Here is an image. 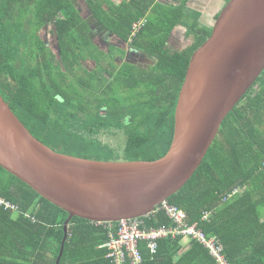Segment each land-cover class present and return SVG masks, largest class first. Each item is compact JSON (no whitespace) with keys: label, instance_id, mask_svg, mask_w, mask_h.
I'll use <instances>...</instances> for the list:
<instances>
[{"label":"trees","instance_id":"16d2710c","mask_svg":"<svg viewBox=\"0 0 264 264\" xmlns=\"http://www.w3.org/2000/svg\"><path fill=\"white\" fill-rule=\"evenodd\" d=\"M85 2L86 11L76 0H0V94L35 138L59 152L157 160L173 142L191 59L213 28L191 22L188 0ZM178 28L191 40L180 51L171 43ZM125 46L148 56V70L118 63L119 55H132ZM107 134L124 136L123 149L108 143ZM0 196L18 207L16 213L0 207V264H115L109 229L77 217L61 257L71 215L1 165ZM167 202L214 237L229 264H264V70L224 120L195 174ZM203 213L208 220L201 221ZM141 220L146 228L173 226L162 211ZM182 241L161 239L155 254L141 242L144 264H216L198 242L183 251Z\"/></svg>","mask_w":264,"mask_h":264},{"label":"water","instance_id":"95a60500","mask_svg":"<svg viewBox=\"0 0 264 264\" xmlns=\"http://www.w3.org/2000/svg\"><path fill=\"white\" fill-rule=\"evenodd\" d=\"M263 70L264 0H229L191 59L163 157L114 161L59 152L35 138L0 94V165L71 215L62 257L74 218L141 219L177 193Z\"/></svg>","mask_w":264,"mask_h":264},{"label":"built area","instance_id":"2783aa9c","mask_svg":"<svg viewBox=\"0 0 264 264\" xmlns=\"http://www.w3.org/2000/svg\"><path fill=\"white\" fill-rule=\"evenodd\" d=\"M242 188L238 186L232 193L223 197V202L230 200L234 194L240 192ZM0 207L10 212H18V207L11 204L0 196ZM159 211L164 212L173 222L171 227L146 228L141 219L121 220L119 222L98 223L109 229L110 241L107 247L110 250V258L115 264H144V257L139 249V244L146 243L148 250L155 254L158 250V241L161 239L184 238L188 242L196 241L204 246L215 260L216 264H229L223 252V248L217 245L214 237H207L199 228L198 222L189 223L187 213L167 201L160 204L153 214ZM26 216V214H25ZM209 213H203L201 221L208 220Z\"/></svg>","mask_w":264,"mask_h":264},{"label":"rangeland","instance_id":"374dc122","mask_svg":"<svg viewBox=\"0 0 264 264\" xmlns=\"http://www.w3.org/2000/svg\"><path fill=\"white\" fill-rule=\"evenodd\" d=\"M120 0H117V2H119ZM76 3L79 5V7L83 8L84 11H86V2L85 0H76ZM213 24H208L206 26H209V27H212L213 28ZM187 32L185 29H182V28H178L174 31L173 35H172V40H171V43H172V48L173 49H177V51H180L183 47H186L190 44L191 40L189 39H186L185 36H186ZM102 37L104 38H110V34H107L106 35H102ZM51 38V37H50ZM111 43V41H108ZM95 43L99 46V47H102L104 50H107L108 47L106 45V42L105 43H101V41H95ZM114 43L116 45H118V42H116V40H114ZM122 46V45H120ZM125 50L127 52L130 51L131 56L129 57H121V55H119V58H118V63H122L124 62L125 60L127 61H133V62H136V64L138 66H140L141 69H146L148 70V66L152 65V63L150 62V60L148 59V56H145V55H141V54H136L135 51L132 50V48H127L125 46ZM138 55V56H137ZM131 58V59H129ZM92 63L90 64H87V70H89V72L92 70V67H93V64L91 65ZM104 139L110 143L113 147H116L118 149H123L124 145H125V137L124 136H121L120 134L118 135H114V134H107L106 136H104ZM102 159H106V158H109V155L102 152L101 155Z\"/></svg>","mask_w":264,"mask_h":264},{"label":"flooded vegetation","instance_id":"af4514ba","mask_svg":"<svg viewBox=\"0 0 264 264\" xmlns=\"http://www.w3.org/2000/svg\"><path fill=\"white\" fill-rule=\"evenodd\" d=\"M163 1H166L167 4L172 3L181 5L178 0ZM228 1L229 0H188L187 9H190L189 18L192 23L198 22L203 25L213 24Z\"/></svg>","mask_w":264,"mask_h":264},{"label":"crops","instance_id":"0c3cea01","mask_svg":"<svg viewBox=\"0 0 264 264\" xmlns=\"http://www.w3.org/2000/svg\"><path fill=\"white\" fill-rule=\"evenodd\" d=\"M183 241H182V243H183V245H184V250L183 251H187L189 248H190V242H188L187 240H185L184 238H181ZM202 246V245H201ZM203 248H205L204 246H203ZM206 249V248H205ZM207 250V249H206ZM208 251V250H207ZM209 252V251H208ZM210 254V253H209ZM211 256V255H210ZM212 257V256H211Z\"/></svg>","mask_w":264,"mask_h":264},{"label":"bare ground","instance_id":"6f19581e","mask_svg":"<svg viewBox=\"0 0 264 264\" xmlns=\"http://www.w3.org/2000/svg\"><path fill=\"white\" fill-rule=\"evenodd\" d=\"M100 10V9H99ZM99 14V13H98ZM97 17H98V15H97ZM96 18V17H95ZM93 52V51H92Z\"/></svg>","mask_w":264,"mask_h":264}]
</instances>
